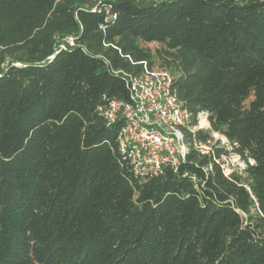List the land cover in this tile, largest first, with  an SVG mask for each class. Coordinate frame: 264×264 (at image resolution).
Here are the masks:
<instances>
[{"label": "trees", "instance_id": "16d2710c", "mask_svg": "<svg viewBox=\"0 0 264 264\" xmlns=\"http://www.w3.org/2000/svg\"><path fill=\"white\" fill-rule=\"evenodd\" d=\"M159 68L210 127L139 177L100 110ZM0 264H264V0H0Z\"/></svg>", "mask_w": 264, "mask_h": 264}, {"label": "built area", "instance_id": "2783aa9c", "mask_svg": "<svg viewBox=\"0 0 264 264\" xmlns=\"http://www.w3.org/2000/svg\"><path fill=\"white\" fill-rule=\"evenodd\" d=\"M128 84L130 101L113 100L100 110L109 123L119 115L124 118L119 135L124 158L139 177L158 175L166 166L177 170L189 152L183 129L192 133L203 129L201 123L208 121V114L200 113L198 124L191 126V114L172 94L173 77L168 70L159 68L147 70L140 77L129 76ZM199 148L208 150L203 145Z\"/></svg>", "mask_w": 264, "mask_h": 264}, {"label": "rangeland", "instance_id": "374dc122", "mask_svg": "<svg viewBox=\"0 0 264 264\" xmlns=\"http://www.w3.org/2000/svg\"><path fill=\"white\" fill-rule=\"evenodd\" d=\"M149 46L150 48L154 49L155 47H157L156 44H150V45H147ZM204 118V116H203ZM208 122V121H207ZM206 121H203L201 124L203 125V129H208L210 127L209 125V122L207 123ZM214 137L216 140H220L222 142V144L226 143V139L224 137H222L221 135L219 134H214ZM225 160V165H224V168L227 172L230 171V168L235 166V165H238L239 167H242V164L239 160V158L237 157H232L231 159H224Z\"/></svg>", "mask_w": 264, "mask_h": 264}]
</instances>
